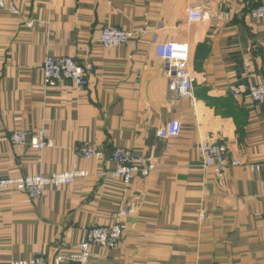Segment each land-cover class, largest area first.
<instances>
[{"label": "crops", "instance_id": "obj_1", "mask_svg": "<svg viewBox=\"0 0 264 264\" xmlns=\"http://www.w3.org/2000/svg\"><path fill=\"white\" fill-rule=\"evenodd\" d=\"M263 2L14 0L17 14L0 10V177L87 171L37 199L0 192V264L38 252L51 262L89 225L115 219L124 224L118 247L95 250L87 264H264V105L247 95L264 82V18L250 13ZM188 7L204 17L188 22ZM104 25L133 37L103 46ZM167 41L189 47V95L170 88L156 56ZM47 54L91 64L88 84L45 85ZM171 120L181 133L161 139ZM16 129L24 143L10 142ZM38 129L50 147L29 145ZM205 142L226 145L220 172L202 166ZM84 143L98 154L78 155ZM117 147L151 157L155 169L126 186L110 178Z\"/></svg>", "mask_w": 264, "mask_h": 264}, {"label": "built area", "instance_id": "obj_2", "mask_svg": "<svg viewBox=\"0 0 264 264\" xmlns=\"http://www.w3.org/2000/svg\"><path fill=\"white\" fill-rule=\"evenodd\" d=\"M0 10L17 14L18 10L14 0H0ZM250 13L255 18H264V2L252 8ZM188 22L199 21L204 13L199 7L186 9ZM31 23L28 22V25ZM133 37L131 31L112 25H104L100 31V42L103 46L117 47L127 43ZM156 56L162 60L168 71L172 73L170 88L178 96L190 94L194 76L189 69L190 50L187 43L167 41L159 43L155 49ZM93 71L89 63L80 64L72 56L47 54L40 66L42 82L45 85H55L64 79L70 80L74 85L83 87L88 84V76ZM236 96V93H233ZM247 95L256 103L264 105V82L252 84L248 87ZM182 125L179 120L167 122L158 131L161 139L176 137L181 133ZM12 144L24 143V131L13 130L10 134ZM29 145L36 149L50 147L52 142L46 137L44 129H38L30 139ZM198 150L201 163L204 167H212L220 172L226 164L227 147L221 143H200ZM98 154V150L92 143H84L78 149V155L92 158ZM109 160L115 164L110 171L109 177L128 185L134 177H146L154 169L155 163L151 157L137 155L132 150L124 147L114 148L110 153ZM232 165L239 164L234 160ZM87 171H57L49 174H28L19 177H0V192L22 191L31 199L41 197L47 188H58L69 185L77 178L85 177ZM264 196V181L262 185ZM126 209H121L119 214H125ZM124 233V224L115 219L110 224L89 225L84 236L74 246L56 253L49 262L42 252L36 253L30 259L11 260L8 264H87L95 252L99 249H116Z\"/></svg>", "mask_w": 264, "mask_h": 264}]
</instances>
